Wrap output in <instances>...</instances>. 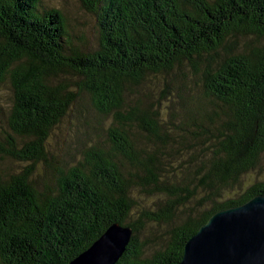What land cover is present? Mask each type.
Returning a JSON list of instances; mask_svg holds the SVG:
<instances>
[{
  "label": "trees",
  "instance_id": "obj_1",
  "mask_svg": "<svg viewBox=\"0 0 264 264\" xmlns=\"http://www.w3.org/2000/svg\"><path fill=\"white\" fill-rule=\"evenodd\" d=\"M78 2L97 47L45 0H0V264H68L112 224L116 264H177L264 195V0Z\"/></svg>",
  "mask_w": 264,
  "mask_h": 264
},
{
  "label": "water",
  "instance_id": "obj_2",
  "mask_svg": "<svg viewBox=\"0 0 264 264\" xmlns=\"http://www.w3.org/2000/svg\"><path fill=\"white\" fill-rule=\"evenodd\" d=\"M131 238L130 227L112 224L68 264H116ZM177 264H264V195L213 213Z\"/></svg>",
  "mask_w": 264,
  "mask_h": 264
},
{
  "label": "rangeland",
  "instance_id": "obj_3",
  "mask_svg": "<svg viewBox=\"0 0 264 264\" xmlns=\"http://www.w3.org/2000/svg\"><path fill=\"white\" fill-rule=\"evenodd\" d=\"M46 4L51 6L52 8H56L60 10L67 22V27L69 28V31L71 30L72 36L75 37V39L79 40L82 42L83 46L82 48L85 47H91L95 46L97 47L98 45V38L100 37L98 34V26L96 23L95 18L87 13L79 4L78 0H45ZM161 86V79H156V80H151L150 84L146 85L145 90L148 91L155 86ZM155 89V88H154ZM2 93L5 95L7 94V91L5 88H2L0 90ZM7 103V102H6ZM161 106L167 105V102L164 100L160 101ZM83 115L86 114V110L82 109ZM71 119V123H64L59 129V133L55 132V135L53 136L52 142L53 143H58L63 141V136L72 135V132L74 131L75 128V121L73 118H68ZM65 121V120H64ZM58 131V130H56ZM63 134V135H62ZM81 133L74 134L72 139L70 140V146L78 147L81 139ZM51 140V137H50ZM251 182V177L247 176L245 178V183L246 182Z\"/></svg>",
  "mask_w": 264,
  "mask_h": 264
}]
</instances>
